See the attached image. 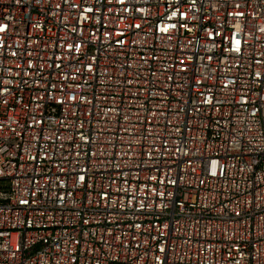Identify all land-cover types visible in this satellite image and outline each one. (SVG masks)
<instances>
[{"label":"built area","instance_id":"obj_1","mask_svg":"<svg viewBox=\"0 0 264 264\" xmlns=\"http://www.w3.org/2000/svg\"><path fill=\"white\" fill-rule=\"evenodd\" d=\"M0 264H264V0H0Z\"/></svg>","mask_w":264,"mask_h":264}]
</instances>
